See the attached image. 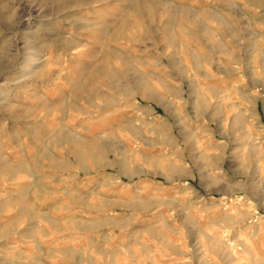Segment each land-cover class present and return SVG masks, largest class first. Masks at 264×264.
Masks as SVG:
<instances>
[{
  "label": "clouds",
  "instance_id": "9594fccd",
  "mask_svg": "<svg viewBox=\"0 0 264 264\" xmlns=\"http://www.w3.org/2000/svg\"><path fill=\"white\" fill-rule=\"evenodd\" d=\"M0 76V264H264V0H0Z\"/></svg>",
  "mask_w": 264,
  "mask_h": 264
},
{
  "label": "rangeland",
  "instance_id": "374dc122",
  "mask_svg": "<svg viewBox=\"0 0 264 264\" xmlns=\"http://www.w3.org/2000/svg\"><path fill=\"white\" fill-rule=\"evenodd\" d=\"M22 11L27 14L28 11H31V14L33 16V20L31 23L25 21L20 25V47L24 53L22 59H21V65L20 68L13 74L15 78H20L21 76H24L27 74L30 70H35L36 67H38V64L31 63V60L33 57H40L42 56V53L39 49L38 44L31 42V34L34 29V27L39 23V15H38V8L33 6L31 9H29L28 5L22 4L21 5ZM165 63L167 61L165 60ZM55 65H49V68H54ZM4 79V76H0V82H2ZM8 89H0V100L4 99V93ZM11 91L13 94L16 92V86L11 87ZM260 110L262 113V117H264V103L260 105ZM162 111V110H161Z\"/></svg>",
  "mask_w": 264,
  "mask_h": 264
}]
</instances>
